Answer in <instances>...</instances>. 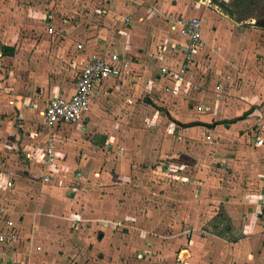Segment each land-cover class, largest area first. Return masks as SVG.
Masks as SVG:
<instances>
[{"label": "crops", "instance_id": "0c3cea01", "mask_svg": "<svg viewBox=\"0 0 264 264\" xmlns=\"http://www.w3.org/2000/svg\"><path fill=\"white\" fill-rule=\"evenodd\" d=\"M144 1L146 0H0V165L4 169L0 172V190H6L12 185L9 180V173L14 171L12 166L27 164L37 168L48 166L50 169L46 156L51 140L55 142L56 160L59 163V169L53 168L54 172L50 173L53 179L44 186V190H47L42 198H33L34 193L27 194L29 199L24 215L18 219L12 216L5 218L0 230L6 227L8 220H12L14 235L9 237L6 244L0 242V264H78L79 243L72 238L76 232L70 234L67 231L64 234L62 230L66 226L73 227L74 230L89 228L88 224L93 225L92 228L103 229L102 233L105 234L101 233V237H113L114 229L119 228V225L131 229L126 216L119 220L106 217L104 212L101 215L105 217L94 216V213L93 216H86L76 201L78 207L72 209L68 217L64 216V194H71L72 191L79 194L81 186L88 182L87 165L91 162L98 166L97 162L105 148L128 145L133 149L136 133L141 137L144 132L154 136L152 141L149 140L152 144L146 154L151 158H146V163L156 164L155 169L160 171L152 172L158 178L154 181L151 175L148 179L140 177L139 182L143 187H152L153 182L166 179L173 184L183 182L191 189L179 190L178 193L173 191L175 200L172 201L180 207L184 218L182 221L175 220L172 228L178 229L182 225V230L172 231L173 233L163 237L147 238L142 236L143 233L139 237L131 235L134 237L133 244L145 247L143 254L140 250L137 251L136 263L143 264L152 257L151 264H264V220L261 218L264 206V196L261 195L264 173L259 174L257 171L258 165L264 162L260 159L258 161V158L254 160L251 155L247 159L234 158L224 147L221 148L222 143L213 140V135L218 131L231 130L235 125L247 121L248 116L231 123H213L210 120L211 113L214 118L218 109H205L202 103H193L192 109L186 112L185 121L194 120L192 117L198 114V120L202 122L180 127L174 119L176 114L171 109L173 118L162 112L160 115L158 109L150 114L152 116L149 122L156 123H153L156 130H143L134 124L133 119H129L132 114H145L144 117L148 115L145 103L147 97L157 102L168 95L174 97V101L183 92V84L175 82L172 87L173 83L168 80V75L161 73L160 66L173 65L175 61L182 60L183 54L179 52L178 46L179 43H185L186 39L172 29L170 24H155L150 31L148 24L151 25L152 21L147 20L161 19L156 14L159 18H152L155 15L150 17L159 9L161 11L159 6L170 7L175 4L178 12L167 14H179L177 16L191 17L198 16L194 13H204L201 21L202 40L193 61L189 63L190 69L194 64L196 66L205 53L218 47L219 54H215V59L221 62L216 72H222L230 79L234 73L240 72L243 76L240 86L235 87L236 93L226 92L225 98L221 100L224 104L219 111L224 114L225 120L241 117L250 104L264 101V79L260 74H253V70L258 69V62L253 57L259 58L256 53L264 52V31L253 28L256 26L251 25L254 23L252 21L240 23L225 13L223 18L219 17V13L213 9L189 10L188 7L181 13L183 5H189L190 0H150L154 11L150 7L140 8ZM99 4L106 6L103 9L105 13L94 11ZM122 11L128 12L123 14L129 16L123 17ZM88 15L93 16L92 19L96 16L98 19L106 17L109 19L108 27L97 35L86 36L83 30H79V23ZM116 17L122 21L118 22ZM126 17L130 18V22H124ZM235 25H238V29ZM165 26L171 29H165ZM233 28L237 29L236 33ZM112 32L115 40H110ZM162 32L160 41L154 40ZM132 33L137 36L130 38ZM163 41L168 42V45L160 53L157 46ZM233 43L238 45L236 52H232ZM78 44L83 47H78ZM113 49L136 60L134 67L137 74L132 78L103 80L95 89L89 110L81 120L50 127L45 119L49 100L55 95L73 94L77 76L87 58L92 54L105 55ZM227 61L231 62L229 67L234 71L233 74L224 72L226 67L223 64ZM188 72L186 76L189 81V76L192 77L193 74ZM248 77L253 79L252 82H249ZM227 86L228 82L221 83L219 93H224L222 91ZM169 87H172V92L168 90ZM207 95L210 99L213 98L211 93ZM190 99L194 102L195 98ZM160 116L166 117L165 121L168 120L170 126L162 118L159 119ZM85 131H94L98 137L102 136L105 144L101 145L97 140L84 142L82 136ZM196 137L219 143V153L210 154V150L214 148L213 143L198 148L200 144L195 140ZM253 145L256 149L259 148L255 142ZM187 151L191 156L187 160L180 159V152ZM126 153L124 158L119 157L118 169L114 172L107 171L105 167L101 170L92 168L93 177L100 185L108 182L121 184L120 180L123 181L124 177L127 181L132 180V170L137 171L138 164L131 158V154L127 156ZM113 155L115 154L112 157ZM163 159H171L178 168L173 164L171 166L160 162ZM110 160L116 164L115 160ZM179 162L183 165L180 166ZM236 165L245 166L244 176L235 173ZM219 176L223 181L225 179V186L210 190V183H215ZM234 180L243 182L237 184ZM154 193L156 196L166 197L160 191ZM39 201V204H42L41 201L46 204L45 212L42 208H37ZM217 202L223 208L212 204ZM100 207L97 204L98 214ZM158 207L157 211H160V206ZM102 208L107 213L121 211V208L116 207ZM6 209L7 205L0 206L1 211L6 212ZM83 232L87 233L85 237L88 241L94 240L90 231ZM101 240L96 239L94 241L97 242L94 243L99 244ZM154 249H157L156 254L152 252ZM144 255L146 257L143 261L141 258Z\"/></svg>", "mask_w": 264, "mask_h": 264}, {"label": "rangeland", "instance_id": "374dc122", "mask_svg": "<svg viewBox=\"0 0 264 264\" xmlns=\"http://www.w3.org/2000/svg\"><path fill=\"white\" fill-rule=\"evenodd\" d=\"M237 1L244 5L235 7L234 3H237ZM222 2H226L229 5L231 4V7L237 10L235 15L233 16L230 15L227 12L226 8H224V6L221 4ZM185 3L187 2L185 1ZM152 6H154L152 1L146 0L140 5V8L144 7L148 9L150 7L154 11V8ZM104 8H106L105 5L99 4V6H96L94 11L98 10L100 11L98 13L103 14ZM159 8H161V11L159 9L158 11L154 12V14H152L150 17L156 14L157 16H160L161 22L159 19L151 20L149 17H148L149 18L148 20L144 19L147 21L149 20L152 21L151 25L148 24V28L151 29L150 31H152L154 29L153 27H155L154 25L158 23L163 26L165 24L171 25L173 22H172V19H170L169 16H167L169 15L167 13L168 12H173V13L178 12V10L175 7V4H171L170 7L159 6ZM187 8L189 10L191 9L193 10L194 8H204V9L207 8L208 10L213 9L219 13L220 15V16L218 15L219 17L223 18L224 13H225L229 15L230 17H232L233 19H235L236 21H238L236 18H242L241 19L242 22H244L245 20L252 21L254 23L251 25L256 26L253 28H260L261 30L264 31V0H190L189 5L187 4L183 5L181 9V13L184 10H187ZM162 9H166V11H162ZM123 13H128V12L122 11L121 14ZM194 14H197L198 18L202 21V16L204 15V13H194ZM156 15L152 18H159ZM175 15L177 16L179 14H175ZM124 16H129V15L123 14V17ZM92 17L93 16L88 15L86 18H83V21H80L79 23V30H83V33L86 36L97 35L99 34V32H102L104 28H107L109 25L108 24L109 19L107 20L105 15H104L105 19L104 18L98 19L97 16L94 19H92ZM179 17H182V16L180 15ZM80 18L81 17L79 15V20ZM117 20L118 22L122 21L119 17L117 18ZM125 21L130 22V18L126 17V19H124V22ZM131 22H132V19H131ZM235 26H236L235 28L238 29V25H235ZM230 27L232 28V26ZM164 28L171 29V27H166V26ZM164 28L162 30H164ZM237 29L233 28L234 33L237 32ZM156 34H159V33H156ZM135 35L136 34L132 33L129 36L130 38L131 37L135 38ZM160 36H163V32H162V35H159L158 38H154V40L158 39L160 41L161 39ZM114 38L115 36L113 35V32H112V37L110 38V40H113ZM237 46L238 45L234 43L231 45L232 52L237 51ZM248 49L250 50L251 47H249ZM161 50L162 49L158 48L157 46V51L161 52ZM218 51H219L218 47L213 48V50L211 51L212 53L211 52L207 54L205 53L203 55V58L201 60L199 59L200 61L197 62L196 66L194 64L191 69L189 67L188 74H191V75L193 74V75L192 77L189 76L190 78L189 81L187 78L188 76H186L185 79L182 80L181 84H183L182 85L183 92L181 96H178L173 101L172 99H174V97L166 95L162 97L163 100L161 101L159 100L157 102L151 97H147V100L145 101V103H147L146 106L148 110L146 111V113L148 115L144 117L145 114L143 116L139 115V113L138 115L132 114L130 115L129 119H133L134 124L137 127L138 126L141 127L143 130H154V129L156 130V127H154V124L156 123L153 122L154 124L153 123L150 124L149 122L152 116L150 114L153 111L155 112L156 109H158L160 111V115L162 112L168 115L167 117L173 118V116L171 115V111H170L171 109L176 114V117H174V119L177 120V122L179 123L181 127L184 124L188 125L193 122L200 121L198 120L200 115L195 114V116L192 117L194 120L186 122L185 120L187 119L185 118V115L189 109H192L193 103H195L196 105H199V104L201 105L202 103L203 105H205L204 106L205 109H209V108L218 109L217 114L214 118H213V114L211 113L212 117H210V120H212L213 123L216 121L218 122L224 121L225 120L224 114H220V111H219L221 110L224 104L222 103L221 100L225 98L226 92L234 93L235 87L240 86L241 80H243V76L240 75V72L238 74H235L234 71L230 69L229 67L231 64L230 61H227L225 64H223V66L226 67V70L224 72H229V74L234 73L231 79L228 78L227 76H224V73L222 72H216L217 68L220 67L219 63L221 62L220 60L215 59V54H217ZM256 54L259 55V58L258 57L255 58V56L253 58L254 60H256V62H258L257 63L258 65H256L258 69H256V71L253 70V74H260L262 75V78L264 79V52L259 51ZM248 80H250L249 82H252L253 79H250V77H248ZM224 81L228 82L229 86H227L226 89L222 91L224 93H219L218 90L221 89V83H224ZM169 88L172 89V87H169ZM207 93H211L213 98L210 99L209 97L210 94L207 95ZM191 97L195 98L194 102L193 100L190 99ZM246 111L250 112L248 114L247 121H245L244 123L242 122L239 125H235L234 128L231 130L227 131L223 129L221 131H218V133L216 132L217 134L213 135L215 136V139L213 138V140L215 142L219 141L220 143H222L221 148L224 147L223 149H225L226 152H230L231 154H233L234 158L237 157V158L247 159V157L251 155L254 158V160L258 158V161L260 159L262 162H264V101H261L258 104L255 103V105L250 104L249 107L246 109ZM162 117L160 116L159 119ZM165 119L166 117L162 118V121L166 122L167 125L170 126V122L168 120L165 121ZM121 122L124 123L125 121H121ZM158 124L159 123H157V125ZM159 126L161 127V125ZM95 135L97 136V133H94V131H85L82 138L84 139V142L89 143L93 140L95 141L97 140L101 145L105 144V140L104 138H102V136L100 138L98 136L96 137ZM208 138H211V136H208ZM153 139H154V136L152 137L151 134L146 135L144 132L142 133V136L140 137V134L136 133V139H134L136 141H134L133 149L129 147L128 145L127 146L126 145L116 146V147L112 146L110 148L109 147L105 148L103 153L100 156V161L99 162L96 161L98 163V166H95L94 164H92L90 160H88L90 164H88L87 167L85 164L84 167H86L88 171V175H87L88 182H85V184L81 186L82 188H80L79 194L77 193V191L76 192L72 191L71 194H68L67 192L66 194H64V200L66 202L64 204V207L66 208V210H64L63 212L64 216L68 217L72 213L71 210L72 209L74 210L75 207H78L77 204H79L80 210H83L86 216L88 215L93 216V213H94V216H100V217L106 216V217H110V218L118 219V220L119 218L126 216V220H127L126 222L128 223V225L131 224V227H132L131 229H129L127 227H124V225H119L118 226L119 228L114 229L115 234L113 237H108V236L101 237L100 235L103 232V229H99L98 227L92 228L93 225L90 226L88 224L89 228H82V229L74 227L75 228L74 230H73V227L68 228L66 226L67 228L65 227L62 230L64 234H67L68 233L67 231H69L70 234L73 232H76V233H73L74 235L72 236V238L73 240H76L79 243V263L78 264H137L136 263L137 259H135L138 255L137 251L140 250L143 254V252H145L143 250L145 247L142 244H136V243L133 244L134 237L131 236L132 234L139 237L141 233H143L142 236H147V238H150L151 236L163 237L164 235L168 233H173L172 231H176L178 229L182 230V228H184V226L182 225H180L178 229L177 227L172 228V224L176 222L175 220L182 221L184 218L183 213L180 211V207H178V205L172 201V200H175L173 199V191H176V193H178L179 190L186 191L187 189H191V187L189 188L188 185L184 184L183 182L180 184H173L171 181H167L166 179H161L162 181H159V182L156 181L157 183L153 182L152 187L150 186L143 187V184L139 182L140 177H144L148 179L150 178L148 177L149 175H151V178H153V181L154 179H158L154 177L152 173L153 171L155 172L160 171L159 169H155L157 165L153 163L148 164L146 163V160H145L146 158L148 159L151 158L146 154V152L147 150H150V146L152 144V142L150 141H152ZM195 140L199 142L200 144V146L198 145V148H201V147L203 148L205 147V144L208 145L209 143L211 144L213 143L214 148L210 150V154L214 155L215 152L216 154L219 153V143L215 144L214 141H209V139H205V141L199 140L198 137H196ZM254 142L256 146L259 147V148L257 147L258 149H256V147L253 145ZM89 145L90 144H88V146ZM48 148H47V151H48ZM125 153L127 154V156L131 154V158L133 157V160L135 161V163L138 164L137 165L138 170L137 171L132 170L133 172L132 180L127 181L126 178L124 177L123 181L120 180L121 184L108 182L106 183V185H100V183L97 182L95 178L93 177L92 168L101 170L105 167L107 171L109 170L111 172H114L115 170L118 169V164H119L118 162H120L119 157L123 156L124 158ZM112 154H115V155H113L112 157ZM189 155L191 156L189 151L180 152L179 158L182 160H187ZM46 158H48V153H47ZM110 158H112L113 161L115 160L116 164L111 163L112 161L110 160ZM109 161H110V164L108 163ZM160 162H164L167 165L170 164L171 166L173 164L171 159H165V160L163 159ZM173 165H175V168H178L177 164H173ZM179 165L181 166L183 165V163L179 162ZM244 168H245L244 165L243 167L236 165V167L234 168L235 173H237L239 176L240 175L244 176L243 175ZM56 169H59V168H56ZM3 170H4L3 167L0 165V172H2ZM12 170H14L13 173L11 174L9 173V180L12 181V185L8 187L6 190H0V206L7 205L6 212L0 210V227L3 226L5 218L7 216H12L14 219H18L19 217L24 215V210L27 208V207L25 208V206L29 199L27 194L34 193L33 198L34 197L42 198V195H44L47 190V189L44 190V186L48 185L49 183L47 182L50 181L52 178L51 176L48 178L47 175L48 173L54 172V169L52 170L51 167L50 169H48V166H46V168L45 167L42 168L41 166L37 168V166L27 165V164L12 166ZM257 171L259 172V174L264 173L263 163L261 165L260 164L258 165ZM220 172L221 171H219V173ZM168 173H170V170L168 171ZM1 175L2 174H0V176ZM164 175L165 177H167L166 174ZM221 176L222 178H224L222 174ZM221 176H219L218 179L214 181L215 183H210L209 185L210 190H213L216 187L222 188V186H225L224 184L225 179L223 181ZM77 180H79V178ZM234 182L239 184L240 182H243V181L234 180ZM227 183L229 184V182ZM261 190H262L261 192H263L261 195L264 196V185H262ZM159 191L165 194L166 197L163 198V197L156 196L154 192L158 193ZM75 201L77 202V204H75L76 203ZM262 201H264V199ZM39 203L40 201L37 202V208L40 207L43 209V212H45L46 204L43 203L42 201H41L42 204H39ZM97 204L101 205V207L99 208L100 211H98L100 214H98L96 211ZM212 204L213 205L217 204L219 207L223 208L221 204L220 205L218 204V202L212 203ZM158 205L160 206V211H157L159 210L157 209L159 208ZM102 206H104L106 209H111L112 207L121 208V211L119 213H107L106 211H103ZM8 207H12V209H8ZM103 212L106 213L105 216L101 215V213ZM90 220L91 219H89V221ZM83 231H88V232L90 231L92 233L94 240L98 239L99 241L102 239L101 242L99 244H96L94 242H97V241H94L93 239L91 241H88V239H86L85 237L87 236V233ZM44 233L46 234V232ZM102 234H105V233H102ZM54 238L56 237L54 236ZM130 242L132 244H130ZM155 250L157 249H154L152 251L153 254L157 253V251ZM145 257L146 256L144 255L143 258L141 259L144 261ZM151 260H152V257H150L149 260L146 261L145 263L143 262V264H151L150 263ZM61 264L63 263L61 262Z\"/></svg>", "mask_w": 264, "mask_h": 264}, {"label": "built area", "instance_id": "2783aa9c", "mask_svg": "<svg viewBox=\"0 0 264 264\" xmlns=\"http://www.w3.org/2000/svg\"><path fill=\"white\" fill-rule=\"evenodd\" d=\"M172 19V29L178 31L185 37V43H179V52L183 54L181 61H175L173 65H162L160 71L168 75V80L177 83L185 79L189 69V63L194 59L201 44L202 23L198 16L179 17L169 14ZM178 43V42H177ZM168 42L163 41L158 48L164 52ZM78 47H83L78 44ZM136 60L126 56L117 49L111 50L105 55L92 54L81 67L76 80V88L70 96L55 95L53 96L45 109V119L50 127L62 123H74L81 120L86 111L89 110L91 98L97 86L103 81L111 78L126 77L132 78L137 74L134 67ZM171 78H170V77ZM174 77V78H173ZM174 85H172L173 87ZM172 91V89H168ZM48 158L46 161L50 164L51 169L59 168L56 160L55 142L51 140L48 148ZM48 173L47 177H50ZM14 222L8 220L6 227L0 230V242L6 244L9 237L14 235ZM40 248V247H38Z\"/></svg>", "mask_w": 264, "mask_h": 264}, {"label": "trees", "instance_id": "16d2710c", "mask_svg": "<svg viewBox=\"0 0 264 264\" xmlns=\"http://www.w3.org/2000/svg\"><path fill=\"white\" fill-rule=\"evenodd\" d=\"M221 4L224 6V8H226L227 12H228L230 15L233 16V15H235V13L237 12V10H235V9H233V8L231 7V4L229 5V4L226 3V2H222ZM234 5H235V7H239V6H243L244 4H242V3H240V2L237 1V3H234ZM236 19H237L238 21H241L242 18H236ZM249 113H250L249 111H246L245 114H244L243 116H241V117L234 118V119H231V120H224L223 122H224V123H231V122H234V121H236L237 119L244 118V117L248 116ZM188 125H190V124H188ZM261 218H263V220H264V206H263V210H262V213H261Z\"/></svg>", "mask_w": 264, "mask_h": 264}]
</instances>
